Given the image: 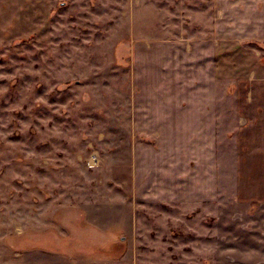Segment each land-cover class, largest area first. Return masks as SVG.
Masks as SVG:
<instances>
[{"label":"rangeland","instance_id":"rangeland-1","mask_svg":"<svg viewBox=\"0 0 264 264\" xmlns=\"http://www.w3.org/2000/svg\"><path fill=\"white\" fill-rule=\"evenodd\" d=\"M263 17L264 0H0V264H264V206L193 201L204 165L195 188L159 124L179 77L259 100Z\"/></svg>","mask_w":264,"mask_h":264},{"label":"crops","instance_id":"crops-1","mask_svg":"<svg viewBox=\"0 0 264 264\" xmlns=\"http://www.w3.org/2000/svg\"><path fill=\"white\" fill-rule=\"evenodd\" d=\"M244 23L240 29L246 28ZM223 29L219 27L218 31ZM194 78L179 77L181 88L173 95L177 101L164 111L162 122L159 121L173 130L167 140L174 141L176 153L181 152L182 161L190 163L189 178L194 179L191 186H200L198 179H201L197 175L200 168L194 163L204 165L201 170L205 171L200 175L206 179L207 189L191 199L199 202L215 199L214 190L219 187L217 196L221 193L224 201L244 203L249 209L253 204L264 206V103L260 104L264 99V85L259 84L263 90H257V102L249 99L243 105L231 106L228 98L232 96L226 92L220 104L216 103L214 74L206 84L204 79L199 78L197 83ZM240 92L243 98L244 92ZM179 130L186 134H179ZM227 163H232L233 173L229 172Z\"/></svg>","mask_w":264,"mask_h":264}]
</instances>
